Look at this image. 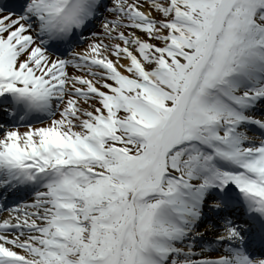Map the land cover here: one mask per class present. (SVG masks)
I'll return each mask as SVG.
<instances>
[{"label": "snow or ice", "instance_id": "snow-or-ice-1", "mask_svg": "<svg viewBox=\"0 0 264 264\" xmlns=\"http://www.w3.org/2000/svg\"><path fill=\"white\" fill-rule=\"evenodd\" d=\"M0 264H264V0H0Z\"/></svg>", "mask_w": 264, "mask_h": 264}]
</instances>
